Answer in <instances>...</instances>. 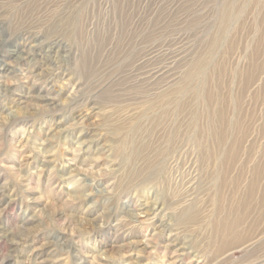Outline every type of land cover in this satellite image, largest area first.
Segmentation results:
<instances>
[{
  "label": "rangeland",
  "instance_id": "obj_1",
  "mask_svg": "<svg viewBox=\"0 0 264 264\" xmlns=\"http://www.w3.org/2000/svg\"><path fill=\"white\" fill-rule=\"evenodd\" d=\"M0 264H264V0H0Z\"/></svg>",
  "mask_w": 264,
  "mask_h": 264
},
{
  "label": "bare ground",
  "instance_id": "obj_2",
  "mask_svg": "<svg viewBox=\"0 0 264 264\" xmlns=\"http://www.w3.org/2000/svg\"><path fill=\"white\" fill-rule=\"evenodd\" d=\"M140 213H142V214L144 213V215H145V214H146V211H142V212H140ZM140 213H138V216H139V215H140V216L142 215V214H140ZM151 213H152V212H151ZM144 215H143V216H144ZM196 263H197V262H196Z\"/></svg>",
  "mask_w": 264,
  "mask_h": 264
}]
</instances>
